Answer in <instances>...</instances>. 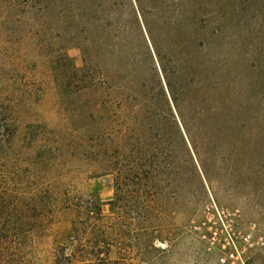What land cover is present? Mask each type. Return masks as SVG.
Wrapping results in <instances>:
<instances>
[{"label":"rangeland","instance_id":"1","mask_svg":"<svg viewBox=\"0 0 264 264\" xmlns=\"http://www.w3.org/2000/svg\"><path fill=\"white\" fill-rule=\"evenodd\" d=\"M144 1L0 0V264H220L210 197L264 264V0Z\"/></svg>","mask_w":264,"mask_h":264},{"label":"built area","instance_id":"2","mask_svg":"<svg viewBox=\"0 0 264 264\" xmlns=\"http://www.w3.org/2000/svg\"><path fill=\"white\" fill-rule=\"evenodd\" d=\"M255 223L240 230L230 212L220 208L210 197L203 208V217L196 227L201 238L217 253L220 264H246L247 247L263 244V236H256Z\"/></svg>","mask_w":264,"mask_h":264},{"label":"trees","instance_id":"3","mask_svg":"<svg viewBox=\"0 0 264 264\" xmlns=\"http://www.w3.org/2000/svg\"><path fill=\"white\" fill-rule=\"evenodd\" d=\"M135 3L137 4V6L140 7V2H143L142 0H134ZM146 2V0L144 1ZM92 60L88 57L85 58V65L87 67H90L91 64H92ZM161 71L164 72L163 68L161 67ZM166 84V87H167V91H168V94L170 96V100H171V103H172V106L173 108L175 109V112L177 113V116L178 118L181 120V124H182V127L185 129V131L187 130L186 128V124L184 123L183 119V115L180 113V110L178 108V105H177V100L179 98L180 95H183L184 94V90L182 88V86H179V88H177V90L174 92L173 89H174V86H172L169 82H165ZM176 88V87H175ZM183 92H182V91ZM181 91V93H179ZM163 97H165V100L166 102H168L167 98H166V95H165V92L163 91L162 87L161 88H158V99L159 101H161V103H158V101L156 102L154 99H151V98H143L142 102H143V105L145 103H147V101L149 102H152V106L154 108L151 109V111H146L145 108H146V104H145V108H139V109H135V110H132V112H134V116H136L137 114L139 113H144L146 115V117H148V119L151 120H154V121H159L160 124H165V123H171L174 127V129L176 130V132H180L179 131V127H177V123L173 117V113H172V109H171V106L168 104L164 105L163 103ZM164 100V101H165ZM135 106V105H133ZM148 108V107H147ZM146 112V113H145ZM148 113V115H147ZM132 114V113H131ZM200 113L196 112V115L198 116ZM135 118V117H134ZM196 130H198L197 132L199 133V135L201 134H208L207 133V130H206V127H202V126H196L195 127ZM3 130V127L0 125V131ZM163 134L166 135V132L164 131ZM123 144V142H122ZM126 147V146H125ZM75 209L77 208L76 212H78V214L80 215V213L84 214L86 216V220L89 221V219H95V222L96 220H100V206H99V203L97 200L95 199H88L87 201H85L83 203V205H78L77 207L70 201H66L65 203L62 204V208L64 209H70L72 208ZM77 230H75V232H77ZM61 247V246H59ZM80 251V249H79ZM99 260V259H98Z\"/></svg>","mask_w":264,"mask_h":264}]
</instances>
